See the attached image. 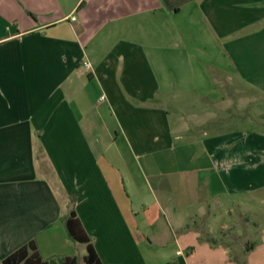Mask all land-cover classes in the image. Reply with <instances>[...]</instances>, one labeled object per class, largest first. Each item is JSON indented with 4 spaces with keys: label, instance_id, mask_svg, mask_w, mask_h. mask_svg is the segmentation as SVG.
<instances>
[{
    "label": "crops",
    "instance_id": "crops-1",
    "mask_svg": "<svg viewBox=\"0 0 264 264\" xmlns=\"http://www.w3.org/2000/svg\"><path fill=\"white\" fill-rule=\"evenodd\" d=\"M250 89L264 0H0V264L31 241L79 260L72 211L103 264H135L138 220L162 243L202 195L264 186V135L216 121Z\"/></svg>",
    "mask_w": 264,
    "mask_h": 264
},
{
    "label": "rangeland",
    "instance_id": "rangeland-1",
    "mask_svg": "<svg viewBox=\"0 0 264 264\" xmlns=\"http://www.w3.org/2000/svg\"><path fill=\"white\" fill-rule=\"evenodd\" d=\"M222 88L225 89L224 86ZM248 98L250 100L244 105L234 95L232 109L226 113L217 112V126L226 125L227 131L244 137L254 133L264 135V94L250 89ZM175 107L176 103L168 106L172 116ZM202 109L200 111L203 112ZM207 126L213 127L212 124ZM208 175L203 182L209 178ZM205 186L202 183V187ZM147 207L152 206L148 204ZM200 207L202 213L193 211L192 218L185 220L183 230L165 223L168 239L162 243L155 242L153 238L152 215L146 217L148 223L138 220L133 229L137 240V259L134 263H182V258L177 255V251L182 249L186 252L184 264H264V186L245 191L225 190L211 199L202 195ZM184 230L197 235V238H184ZM151 240H154L153 244ZM82 255H86V248L81 244L77 253L78 264H84L80 259Z\"/></svg>",
    "mask_w": 264,
    "mask_h": 264
},
{
    "label": "trees",
    "instance_id": "trees-1",
    "mask_svg": "<svg viewBox=\"0 0 264 264\" xmlns=\"http://www.w3.org/2000/svg\"><path fill=\"white\" fill-rule=\"evenodd\" d=\"M64 223L69 238L74 243L86 245L84 264H103L91 237L84 231L74 211L65 218ZM1 264H78V259L77 257H61L44 261L37 251L35 242L31 241L4 259Z\"/></svg>",
    "mask_w": 264,
    "mask_h": 264
},
{
    "label": "built area",
    "instance_id": "built-area-1",
    "mask_svg": "<svg viewBox=\"0 0 264 264\" xmlns=\"http://www.w3.org/2000/svg\"><path fill=\"white\" fill-rule=\"evenodd\" d=\"M72 20H75V18H72ZM83 66H84V68H86V69H90V68H91V65H90L88 62H85V63L83 64Z\"/></svg>",
    "mask_w": 264,
    "mask_h": 264
}]
</instances>
